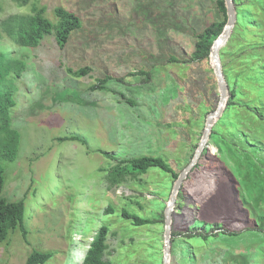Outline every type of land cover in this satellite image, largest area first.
<instances>
[{
	"label": "rangeland",
	"instance_id": "374dc122",
	"mask_svg": "<svg viewBox=\"0 0 264 264\" xmlns=\"http://www.w3.org/2000/svg\"><path fill=\"white\" fill-rule=\"evenodd\" d=\"M214 2L30 0L18 6L0 0V22L42 8L43 16L56 24L54 10L62 8L81 23L63 49L57 47L53 33L37 47L27 48L0 32V56L22 61L23 67L20 77L8 75L2 84L12 90L15 105L9 121L19 142L15 160L3 163L1 195L7 201L24 199L26 231L23 237L16 229L0 243V264H24L33 251L54 254L45 264H81L103 224L109 228L104 254L109 264L161 263L164 210L175 180L159 168H149L112 188L107 175L117 160L140 156H160L177 173L190 163L207 116L205 106L180 105L177 85L189 71L166 60L169 54H191L194 33L220 17ZM83 68L88 69L84 76L68 73ZM139 70L149 73L147 82L137 75ZM104 76L111 78L104 84L106 90H91ZM71 136L84 144L59 141ZM209 148L214 154L216 149ZM214 171L204 169L191 176L186 187L192 197L180 201L176 197L172 221L192 219L199 204L200 220L223 222L230 230L244 227L227 222L239 217V207L228 179ZM179 204L182 211H177ZM107 207L111 213H106ZM123 210L156 222L133 226L122 218ZM243 240L228 238L224 243L228 248L217 244L210 246L213 250L203 244L195 264L243 260ZM180 242L173 244L169 262L184 258L185 244ZM187 258L183 264H188Z\"/></svg>",
	"mask_w": 264,
	"mask_h": 264
},
{
	"label": "trees",
	"instance_id": "16d2710c",
	"mask_svg": "<svg viewBox=\"0 0 264 264\" xmlns=\"http://www.w3.org/2000/svg\"><path fill=\"white\" fill-rule=\"evenodd\" d=\"M11 1L18 6H25L30 2V0ZM232 3L235 22L226 44L219 50L228 98L221 115L211 127L204 150L182 182L176 197L179 201L187 197L191 198V193L186 187L191 176L203 172L204 169H215L217 173L220 172L228 179L239 207V217H230L226 220L233 223L240 222L244 227L241 230H230L223 222L210 223L200 220L197 217L199 204L194 210L192 219L184 223H175L173 220L170 254H174L175 241L183 242L186 249L183 255L187 258L188 253L186 259L188 264L196 263L197 250L203 244L207 246V250L210 246L220 244L228 248L229 245L224 244L226 240L237 237L243 238L246 244L240 255L244 259L234 258L231 264H264V0H232ZM214 8L220 17L201 32L194 33L195 42L191 54L184 57L169 54L166 60L189 71L183 84L177 85V91L181 92L178 96L180 105L205 106V115L215 109L218 100L216 80L209 65L210 48L222 32L227 18L224 0H215ZM43 14L44 9L32 8L30 14L10 16L0 22V32L15 45L27 48L37 47L45 35L53 33L57 47L63 49L70 34L80 29L79 18L62 8H56L54 14L58 21L53 24ZM87 71V68H83L76 71L68 70V73L79 77L84 76ZM22 72V61L6 60L0 56V243L16 229L23 237L26 235L23 226L24 199L7 201L1 195L4 186L3 163H11L15 160L19 142V134L11 127L9 121V111L15 105L12 90L4 88L2 84L8 75L20 77ZM193 72L198 73V76ZM137 75L145 76L143 82L148 81L147 71L139 70ZM110 80L109 76H104L91 90H106L104 84ZM127 102L132 104L130 100ZM66 140L84 144L75 136L62 138L59 141ZM210 146L216 149L214 154L211 153ZM191 149L193 151L194 147ZM103 155L115 159L110 154ZM149 168H159L169 173L172 180H176L179 174L160 156H140L117 160L107 175V181L112 188H116L127 176L135 178L145 174ZM178 210L182 211L180 204L177 206ZM106 211V213L112 212L110 207H107ZM121 216L129 220L133 226L156 222L124 210ZM108 234L109 228L106 225L103 224L98 228L81 264H109L104 260ZM253 243L257 245L252 247ZM227 252L232 253V250L229 249ZM53 256V253L33 251L24 264H45ZM184 258L179 257V263L176 264H183ZM169 264L174 262L171 261Z\"/></svg>",
	"mask_w": 264,
	"mask_h": 264
},
{
	"label": "water",
	"instance_id": "95a60500",
	"mask_svg": "<svg viewBox=\"0 0 264 264\" xmlns=\"http://www.w3.org/2000/svg\"><path fill=\"white\" fill-rule=\"evenodd\" d=\"M224 4L226 8V17H227L226 22L220 35L213 41L208 57L210 67L213 71L216 80L218 100L215 109L212 112L208 113L207 116L205 117L202 134L190 163L178 174L172 186L170 198L164 210V244L162 248L163 258L161 264H169V257L171 250L172 212L175 205V199L177 193L181 187L183 180L187 177L190 170L196 164L198 158L201 155V152L206 146L211 131V127L221 115L228 98V89L222 74L221 62L219 58V50L221 47H223L226 44L230 36L231 30L235 22V11L232 0H224Z\"/></svg>",
	"mask_w": 264,
	"mask_h": 264
}]
</instances>
